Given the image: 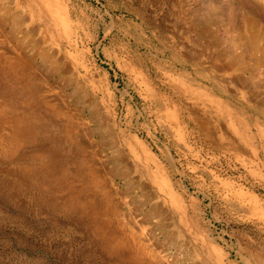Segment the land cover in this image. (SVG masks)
<instances>
[{
  "label": "rangeland",
  "instance_id": "obj_1",
  "mask_svg": "<svg viewBox=\"0 0 264 264\" xmlns=\"http://www.w3.org/2000/svg\"><path fill=\"white\" fill-rule=\"evenodd\" d=\"M58 1L0 0V264H264V0Z\"/></svg>",
  "mask_w": 264,
  "mask_h": 264
},
{
  "label": "bare ground",
  "instance_id": "obj_2",
  "mask_svg": "<svg viewBox=\"0 0 264 264\" xmlns=\"http://www.w3.org/2000/svg\"><path fill=\"white\" fill-rule=\"evenodd\" d=\"M42 2V4L50 11L52 17L55 19V22H56V25L58 27H60L61 29L65 30V31H69L70 27L72 26L71 22L69 21V18H68V15L66 14V11L64 10L65 8H63L62 5H59L61 4L58 0H40ZM63 4V3H62ZM3 4L0 2V27L3 28V26H5L6 23H14L13 27H12V31H15L19 26V24L22 22V19H21V15L20 13L18 12H11L10 10L8 12H5L3 11L4 10V6H2ZM67 9V8H66ZM68 10V9H67ZM2 11V12H1ZM11 15V16H9ZM11 17V19H9ZM33 22V21H32ZM76 26V25H75ZM73 31V30H72ZM77 32V31H76ZM14 33V32H13ZM70 33H71V30H70ZM204 33V32H203ZM32 34V33H31ZM205 34V33H204ZM214 34V33H213ZM212 34V35H213ZM216 35V34H214ZM210 36V34H209ZM72 37V36H71ZM217 37V35L215 36ZM219 38V37H218ZM1 39V38H0ZM217 39V38H216ZM220 39V38H219ZM31 41V40H30ZM216 42V41H215ZM218 43V42H217ZM17 48V47H16ZM14 51V50H12ZM27 57L24 56V54L22 52H18L17 50L14 52V54L10 53L9 51H1L0 50V76H1V79L3 78V80H1L0 82L2 83L1 84V87L0 89H4L6 86L9 88V89H13L17 92H21L22 93V88L25 89V86H24V83L26 85H29V80L31 79L30 78V72H29V69L30 67L28 66V64L26 63ZM141 70V69H140ZM138 71V70H137ZM139 74V73H138ZM140 75V74H139ZM143 76V75H142ZM34 82V81H32ZM143 82V80H142ZM144 83L146 84L147 86V90L149 92L152 93V95H154L155 98H158L160 97V95H158L159 93L157 92L156 88H153L150 81L144 77ZM20 85V86H19ZM33 87V86H32ZM42 87V86H41ZM197 88V87H196ZM37 90V93H40V86L38 84V82H35L34 83V87H33V90ZM160 92V91H159ZM19 93V94H21ZM36 94V93H35ZM53 94V93H52ZM164 94V93H163ZM14 95V94H13ZM165 95V94H164ZM163 95V96H164ZM166 96V95H165ZM25 97V96H23ZM44 96H41L39 94V101L44 104H47L48 102L43 99ZM167 97V96H166ZM164 99V97H163ZM168 99V98H167ZM23 101V100H22ZM19 102V101H18ZM169 103V102H168ZM168 103H165L166 106H167V110L169 111V113H166L168 115V118L172 119L173 121H176L178 122V110L177 108L171 104H168ZM56 105V104H55ZM50 108L53 109V111L55 110V108H53V106H49ZM24 109V108H23ZM47 109V108H46ZM45 110V109H44ZM44 110L42 111V113H44ZM228 111V110H227ZM55 112V111H54ZM41 113V112H40ZM56 113V112H55ZM53 113V114H55ZM230 114V113H229ZM12 115V114H11ZM51 115V114H50ZM103 116V115H102ZM15 117V116H14ZM50 117V116H49ZM57 117V116H56ZM59 117V116H58ZM180 120V119H179ZM67 122V120H65ZM63 122V120H62ZM61 122V123H62ZM81 122V121H80ZM180 122V121H179ZM86 123V122H85ZM179 124V123H178ZM45 126V125H44ZM84 126V125H83ZM82 126V128H83ZM116 126V125H115ZM119 126V125H118ZM178 126V125H177ZM5 127V126H4ZM59 127V126H58ZM67 127V125H66ZM86 129V127H85ZM120 129V128H119ZM178 129H179V126H178ZM50 130V129H49ZM81 130V128H80ZM121 130V129H120ZM124 130V129H123ZM9 131V130H8ZM57 131V130H56ZM66 132H69V129H65ZM1 132V130H0ZM84 132V131H83ZM86 132V130H85ZM84 132V133H85ZM90 132V131H89ZM182 132V131H181ZM184 132V131H183ZM53 133V132H52ZM88 133V131H87ZM58 134V133H57ZM62 134V132H61ZM115 134V133H114ZM126 134V133H125ZM124 134V135H125ZM184 134V133H183ZM17 135V134H16ZM21 135V134H20ZM80 137H82V135H84L83 133L82 134H79ZM88 135V134H87ZM86 135V136H87ZM104 135V134H103ZM102 135V136H103ZM131 135H134V134H131ZM56 136V135H55ZM63 136V135H62ZM179 136V134L177 135ZM106 137V136H105ZM125 136H123L124 138ZM56 138V137H55ZM138 138V137H137ZM184 137H182L183 139ZM52 139V138H51ZM103 139V138H101ZM126 139V138H125ZM7 140H10V139H7ZM50 140V139H49ZM59 140V139H58ZM127 140V139H126ZM125 140V141H126ZM129 140V139H128ZM61 141H63L61 139ZM92 141V140H90ZM25 142V141H24ZM40 142V141H39ZM65 142V141H64ZM63 142V143H64ZM95 142V140H94ZM100 142V141H99ZM102 142V141H101ZM121 142V141H120ZM131 142V141H130ZM26 143V142H25ZM55 143V142H54ZM57 143V142H56ZM60 143V142H59ZM70 143V142H69ZM128 143V142H127ZM85 144V143H84ZM125 144V142H124ZM133 144V143H132ZM91 145V144H90ZM100 145V144H99ZM56 146V145H55ZM127 147V146H126ZM58 148V147H57ZM130 149L132 151H135L136 148L133 146V145H130ZM52 150V149H51ZM114 150V149H113ZM116 150V149H115ZM59 151V150H58ZM99 151V150H97ZM11 153V152H10ZM52 153V152H51ZM56 153V152H55ZM96 153V151H95ZM54 154V153H53ZM98 154V152H97ZM103 154V153H102ZM141 154V153H140ZM39 158H41V155L40 153H38L37 155ZM25 157V156H24ZM62 157V156H61ZM107 157V156H106ZM115 157V156H114ZM142 157V156H141ZM26 158V157H25ZM63 158V157H62ZM109 158V157H108ZM121 159V158H120ZM145 164H149L151 163L152 161H154V158L153 156L148 152L146 151L145 152ZM140 160V159H139ZM142 160V159H141ZM100 161V160H99ZM114 162V161H113ZM100 163V162H99ZM104 163V161H103ZM144 163V161H143ZM121 165V164H120ZM100 166V165H99ZM104 167V165H101V167ZM81 167V166H80ZM102 167V168H103ZM146 167V166H145ZM149 167V165H148ZM151 167V166H150ZM142 168V167H141ZM155 168V167H154ZM106 170V169H104ZM103 172H106L104 171ZM166 170V169H165ZM38 171V170H36ZM90 171V170H89ZM88 171V172H89ZM43 172V171H41ZM85 172V170H84ZM87 172V171H86ZM85 172V173H86ZM93 172V170H92ZM100 172V171H99ZM113 173V172H112ZM149 173V172H148ZM116 174V173H114ZM83 175V173H82ZM88 175V174H87ZM154 175V174H153ZM88 178V177H87ZM169 178V177H168ZM157 179V178H156ZM92 180V179H91ZM128 180V179H127ZM95 181V180H94ZM155 181V179H154ZM160 184L158 185H161V189L164 190V191H168L169 192V184H168V181L167 179L164 177V176H161V179H160ZM94 183V182H93ZM154 183V182H153ZM148 184V183H147ZM129 187V185H128ZM151 187V186H150ZM117 188V187H116ZM118 190V189H117ZM161 190V191H162ZM145 192V191H143ZM153 192V191H152ZM177 192V191H176ZM167 195V194H166ZM103 196V195H102ZM150 196V195H148ZM155 197V196H154ZM164 199V198H163ZM169 199V198H168ZM170 200V199H169ZM153 202V201H152ZM160 202V201H159ZM257 202V201H256ZM167 204V202H166ZM152 205V204H151ZM255 205V204H254ZM176 206V205H174ZM261 206V205H260ZM257 209H260L258 208V206H255ZM254 208V207H253ZM168 209V208H167ZM252 210H256L255 208L252 209ZM177 211V210H176ZM262 214L264 215V210H262ZM183 212V211H182ZM254 212V211H253ZM252 212V213H253ZM148 213V212H147ZM156 214V213H155ZM256 214V213H255ZM258 215V213H257ZM170 216V215H169ZM184 218V216H183ZM149 220V216L147 218ZM145 221V220H144ZM145 223V222H144ZM160 226V225H159ZM132 229V228H131ZM135 240V239H134ZM159 246V245H158ZM165 246V245H164ZM212 246V245H211ZM217 249V248H216ZM153 256V255H152ZM155 258V257H154Z\"/></svg>",
  "mask_w": 264,
  "mask_h": 264
}]
</instances>
